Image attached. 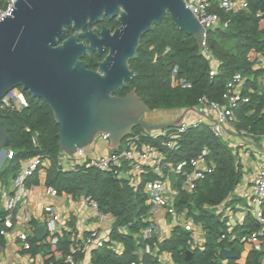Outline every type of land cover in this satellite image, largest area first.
Masks as SVG:
<instances>
[{
    "label": "trees",
    "instance_id": "16d2710c",
    "mask_svg": "<svg viewBox=\"0 0 264 264\" xmlns=\"http://www.w3.org/2000/svg\"><path fill=\"white\" fill-rule=\"evenodd\" d=\"M245 1V9L231 13L218 11L227 26L208 29L204 48H200L191 35L176 27L170 16L154 24L152 30L141 37L137 58L129 61L136 76L126 80L125 88L116 89L115 94L123 96L135 89L148 110L192 109L202 96L223 103L227 81L239 73L243 78L240 94L248 97V101H239L232 107L236 118L234 127L246 129L255 137H264V64H257V55L264 58V0ZM6 2L0 0V6H5ZM72 32L69 29V34ZM208 54L215 60L213 75ZM83 58L88 68L95 69L100 57L94 54ZM175 68L176 73L173 74ZM181 80L188 86H183ZM17 89L24 98L21 108L4 107L0 102L1 122L9 137V145L5 149L12 151L11 158L5 159L1 165V182L16 175L21 161L37 156L50 157L52 163L45 176L47 186L58 194L76 198L90 196L102 212L114 218L109 238L122 243V253L117 254L103 244L92 251L90 264H128L133 260L137 264H163L156 255L145 253L139 259L135 253L142 245L136 236L147 224L148 206L143 184L134 190L113 170L101 171L86 163L63 170L56 162L61 153L57 135L59 126L51 109L41 98L31 96L22 87ZM141 132L143 129L138 126L131 131ZM146 136V140L157 146L165 138ZM203 148L209 151L207 160L212 164L211 171L190 192L180 190L178 186L174 206L202 226L205 242L202 247L191 248V232L175 225L170 236L158 244V251L168 252L176 264H221L223 251L230 248L235 257L227 259V264H240L237 260L243 245L241 237L258 231L261 225L255 218L247 216L245 224L228 230L226 220L215 210L229 198L241 180L243 170L238 154L222 138L214 137L206 124H202L188 128L176 149L166 150L167 161L176 164L195 156ZM152 178L147 176L146 179ZM32 182H37V178ZM5 214L0 213V229H9L4 223ZM262 239L264 242V234ZM27 241L30 247L24 249L25 252L35 255L42 249L35 235H28ZM4 242L0 235V245ZM70 245V232L66 231L58 237L55 247L64 254L70 252ZM190 248L191 258L186 259ZM263 255L264 249H251L243 264H259ZM82 257L81 249L76 250L75 260ZM46 263L59 264V261L50 255Z\"/></svg>",
    "mask_w": 264,
    "mask_h": 264
},
{
    "label": "water",
    "instance_id": "95a60500",
    "mask_svg": "<svg viewBox=\"0 0 264 264\" xmlns=\"http://www.w3.org/2000/svg\"><path fill=\"white\" fill-rule=\"evenodd\" d=\"M104 15L117 16L121 24L113 34L93 26ZM168 16L203 48L205 28L183 0H16L0 18V99L18 87L41 98L59 126V149L68 156L101 135L118 149L134 126L146 132L176 127L182 117L158 124L143 121L147 107L135 89L115 94L136 76L129 61L137 58L141 37ZM88 24L93 27L87 29ZM105 49L96 70L88 68L84 55L96 51L101 56ZM8 145L0 112V151ZM167 175L174 190L176 175ZM46 235L47 225L37 226L38 240ZM191 255L187 251L186 259ZM223 257L235 254L225 249Z\"/></svg>",
    "mask_w": 264,
    "mask_h": 264
},
{
    "label": "built area",
    "instance_id": "2783aa9c",
    "mask_svg": "<svg viewBox=\"0 0 264 264\" xmlns=\"http://www.w3.org/2000/svg\"><path fill=\"white\" fill-rule=\"evenodd\" d=\"M16 0H7L5 6H0V18L9 13L11 7ZM185 6L196 16L198 21L204 26L205 31L216 27H226L227 22L222 20L218 11L225 13L235 12L247 7L245 0H183ZM215 7V9H214ZM205 46V41L203 48ZM258 56V55H257ZM212 61L211 74L215 73V60L208 54ZM176 73V68L173 74ZM264 80V75H263ZM183 86H188L181 80ZM243 84V78L239 73L232 76L227 81L225 92L223 95L224 102L218 103L210 101L207 97L199 98L197 106L194 108L198 117L194 121L181 120L176 127H168L156 131L157 133L143 131L141 133H130L124 138L118 149L110 148V151L103 156H95L86 158V148H79L76 152L69 156L76 160L78 164L86 163L88 166H94L101 171L113 170L114 174L124 178L129 185L137 190L143 184V192L146 195V205L148 206L147 215L145 217L146 226L140 230L139 237L142 242V248L145 253L153 254V248L150 241L162 235V228L158 223L159 214L165 210L166 213L176 216L177 210L174 206L177 188L190 192L195 189L196 183L205 177L207 172L211 171L212 164L208 162V149L203 148L198 154L188 159L181 160L173 164L167 161L166 150H174L182 134L190 127H196L206 124L214 137L221 138L226 130L227 125L234 124L236 121L232 107L239 101H248V97L240 94V87ZM1 106L10 108H21L24 104L22 93L17 89H12L0 99ZM155 132V131H153ZM241 136H254L246 129H238ZM156 137L157 135L165 138L160 142V146L154 145L146 140V135ZM104 139L106 137L101 135ZM107 140V139H106ZM12 151L5 148L0 151V168L5 159L11 158ZM68 156V155H67ZM52 159L48 156L30 157L21 161L19 170L15 176L11 178V187H0V213L6 212L4 222L6 227H12L10 221L11 211H13L18 203L28 195V179L39 168L50 166ZM173 171L176 175V185L174 190L170 189L168 172ZM147 176L153 177L146 179ZM251 203V213L256 221L261 225L258 231L245 234L241 237V241L248 245L249 250L253 249L261 251L264 249L262 235L264 234V165L261 166L249 185ZM50 193L54 196L58 192L50 189ZM70 197V195L68 194ZM87 204L94 210L97 218L104 223L108 218V214L102 212L97 202L90 196L84 197ZM185 211L181 212L184 214ZM47 235L46 242L55 245L58 240V233L61 230V224L58 215L52 216L46 223ZM184 228L191 231L190 222L185 223ZM8 230L4 227L0 229V235L5 236ZM27 231L21 230L16 233V237L22 241V247L29 249L27 241ZM104 244L98 229H94L83 239L78 247H101ZM80 248H72L70 252L62 254L58 252L56 260L67 264H77L74 253ZM128 264H137L136 261H130Z\"/></svg>",
    "mask_w": 264,
    "mask_h": 264
},
{
    "label": "crops",
    "instance_id": "0c3cea01",
    "mask_svg": "<svg viewBox=\"0 0 264 264\" xmlns=\"http://www.w3.org/2000/svg\"><path fill=\"white\" fill-rule=\"evenodd\" d=\"M260 60L264 64V58L258 55L257 64H261L259 63ZM175 110L174 120L182 117V120L194 121L198 117L194 108ZM226 128L227 130L221 138L238 154L243 171L239 184L234 188L229 198L218 205L215 210L216 213L220 214L221 218L226 220L228 230H232L236 226L245 224L247 216L253 217L249 200V185L256 171L264 165V137L241 136L238 134L234 124L227 125ZM85 151L86 158L103 156L110 151V146L106 139L99 136ZM56 162L63 170L72 169L78 163L62 152L57 156ZM46 171L47 167H41L34 172L35 175H32L27 181V197L22 199L17 207L9 213L12 227H8V233L3 236L5 242L0 245V264H47L46 259L50 255H53L56 260V255L60 251L56 250L55 245H50L46 242V236L42 240H38L36 237L41 242L42 249L35 255L25 252L22 247V241L16 237V233L23 229L27 231L28 235L36 236L37 226L46 223L54 215L59 216L61 224L58 237L62 236L66 231L70 232V250L72 248H80L83 253V257L76 261L77 264H90L92 251L99 248L94 246L78 247L89 232L94 229L99 230L104 246L114 250L117 254H121L124 249L122 243L109 238L114 218L108 215L106 221L102 223L97 218L94 210L87 204L83 195L77 198L71 195L69 197L65 193H59L56 196L52 195L50 193L52 187L45 184ZM35 177L37 182L34 183L32 180ZM11 178H8L4 183L0 180V187L10 188ZM157 219L162 228V235L156 240L150 241V243L152 244L153 255H156L161 263L176 264L172 261L168 252L158 251V244L170 236L171 230L175 225L183 226L185 223L190 222L192 225L190 247L203 246L205 238L202 226L195 223L192 218L186 217L185 213L181 214V212L177 211V215L173 216L163 210ZM136 238L141 241L139 235ZM248 252V245L243 243L241 255L237 262L243 264ZM135 253L139 259L145 254L142 245L138 247ZM227 259L229 258L223 257L221 264H227ZM259 264H264V255Z\"/></svg>",
    "mask_w": 264,
    "mask_h": 264
},
{
    "label": "rangeland",
    "instance_id": "374dc122",
    "mask_svg": "<svg viewBox=\"0 0 264 264\" xmlns=\"http://www.w3.org/2000/svg\"><path fill=\"white\" fill-rule=\"evenodd\" d=\"M259 63L263 64V61L260 60ZM175 112H176L175 109H171V110H148L146 109V111L142 115V119L143 121L150 123V124L170 122L174 120ZM152 133H157V132L155 131Z\"/></svg>",
    "mask_w": 264,
    "mask_h": 264
},
{
    "label": "flooded vegetation",
    "instance_id": "af4514ba",
    "mask_svg": "<svg viewBox=\"0 0 264 264\" xmlns=\"http://www.w3.org/2000/svg\"><path fill=\"white\" fill-rule=\"evenodd\" d=\"M120 22L117 20V16H114V17H108L107 15H104V17L102 18V20L101 21H99V22H97V23H95L93 26H96L97 28H99V29H101V28H108L109 29V32L111 33V34H113L114 33V31L117 29V28H119L120 27ZM92 25H87V29H89V28H92L93 27ZM107 49H105L103 52H102V54H101V56H99L98 54H97V52L96 51H90V54L89 55H84V57H89L90 55H94V54H96V55H98L100 58L99 59H97V61H99L100 59H102L104 56H105V54L107 53ZM84 59V58H83ZM96 68H97V66H96ZM96 68L95 69H92V70H96Z\"/></svg>",
    "mask_w": 264,
    "mask_h": 264
}]
</instances>
